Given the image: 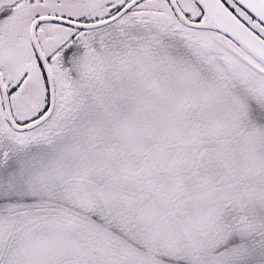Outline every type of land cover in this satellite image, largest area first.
<instances>
[{
  "label": "snow or ice",
  "instance_id": "snow-or-ice-1",
  "mask_svg": "<svg viewBox=\"0 0 264 264\" xmlns=\"http://www.w3.org/2000/svg\"><path fill=\"white\" fill-rule=\"evenodd\" d=\"M0 264H264V0H0Z\"/></svg>",
  "mask_w": 264,
  "mask_h": 264
}]
</instances>
